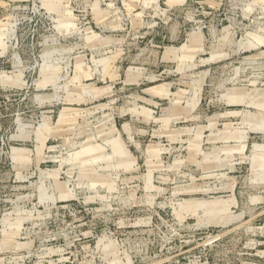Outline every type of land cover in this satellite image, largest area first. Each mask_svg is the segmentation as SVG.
Segmentation results:
<instances>
[{
  "label": "rangeland",
  "instance_id": "obj_1",
  "mask_svg": "<svg viewBox=\"0 0 264 264\" xmlns=\"http://www.w3.org/2000/svg\"><path fill=\"white\" fill-rule=\"evenodd\" d=\"M0 264H264V0H0Z\"/></svg>",
  "mask_w": 264,
  "mask_h": 264
}]
</instances>
